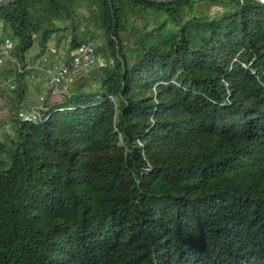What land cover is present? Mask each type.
<instances>
[{
  "label": "trees",
  "instance_id": "trees-1",
  "mask_svg": "<svg viewBox=\"0 0 264 264\" xmlns=\"http://www.w3.org/2000/svg\"><path fill=\"white\" fill-rule=\"evenodd\" d=\"M97 32L105 62L35 123L32 71L0 68V264H264V3L0 8L23 67Z\"/></svg>",
  "mask_w": 264,
  "mask_h": 264
},
{
  "label": "built area",
  "instance_id": "built-area-1",
  "mask_svg": "<svg viewBox=\"0 0 264 264\" xmlns=\"http://www.w3.org/2000/svg\"><path fill=\"white\" fill-rule=\"evenodd\" d=\"M96 44L94 42L82 43L76 50L71 52L67 48L49 47L47 55L41 58L42 68H36L30 62H25L23 67L18 60L13 56L14 43L10 38L0 36V68L6 67L8 63H12L13 68L18 69L19 73H24L26 70H31L34 76V71L40 69L47 78L46 89L52 90V93L60 94L61 87H69L71 83L88 73L96 63ZM39 52V48L35 47ZM13 80H9L6 85L11 86ZM2 87H0L1 90ZM47 91L45 90L38 98L36 105L29 110H22L18 113V118L22 121L35 123L42 118V113L46 110L43 106Z\"/></svg>",
  "mask_w": 264,
  "mask_h": 264
},
{
  "label": "rangeland",
  "instance_id": "rangeland-1",
  "mask_svg": "<svg viewBox=\"0 0 264 264\" xmlns=\"http://www.w3.org/2000/svg\"><path fill=\"white\" fill-rule=\"evenodd\" d=\"M91 30V29H90ZM83 36V35H82ZM55 39H51L50 40V42H49V47H56V48H58V49H60L61 47H58L57 46V41H56V37L55 36H53ZM96 38L97 39H95L94 41H92V42H94L95 44H96V49H99L100 47H101V45H102V42H101V37H100V33L99 32H97V36H96ZM37 49H35V47L27 54V56H26V58H27V61L28 62H31L32 64H33V66L34 65H37V64H39V65H41V61H40V59H39V61L37 60L38 58H37V56H36V54H37ZM97 59H96V63L95 64H102L103 62H105L104 61V58H102L100 55L98 56V57H96ZM109 58V57H108ZM107 58V59H108ZM35 60V61H34ZM35 62V63H34ZM38 65V66H39ZM7 66H8V64H7ZM11 68H12V65L10 66ZM9 68V67H8ZM39 68L41 69L42 68V65L41 66H39ZM40 69H36L35 71H34V76H27V78H26V80L28 81V84H27V87H28V92H27V97H28V100L29 101H31V102H36V100H38V98H39V96L42 94V92H44L45 90H46V88H45V86H46V84H47V78H46V76L44 75V73H43V71L42 70H40ZM4 81L3 80H1L0 79V86L2 87V88H5V86L3 85L4 83H3ZM69 87H59L58 89H60L61 90V93L60 94H50V93H48V95H47V98H49V100H56V99H58L60 96H61V94L64 92V91H66L67 89H68ZM60 95V96H59ZM5 98V97H4ZM3 98V99H4ZM6 100V99H5ZM7 111L6 110H3L2 109V107H1V105H0V115H6L7 113H6ZM4 124H0V130L2 129V127L1 126H3ZM3 128L4 129H8L9 128V126L7 125V124H5L4 126H3Z\"/></svg>",
  "mask_w": 264,
  "mask_h": 264
},
{
  "label": "water",
  "instance_id": "water-1",
  "mask_svg": "<svg viewBox=\"0 0 264 264\" xmlns=\"http://www.w3.org/2000/svg\"><path fill=\"white\" fill-rule=\"evenodd\" d=\"M15 1H17V0H0V8H3L4 6H7L9 4H12ZM150 1H152V2H172L175 0H150ZM260 1L264 3V0H260Z\"/></svg>",
  "mask_w": 264,
  "mask_h": 264
}]
</instances>
